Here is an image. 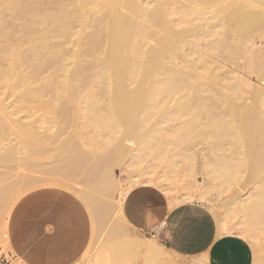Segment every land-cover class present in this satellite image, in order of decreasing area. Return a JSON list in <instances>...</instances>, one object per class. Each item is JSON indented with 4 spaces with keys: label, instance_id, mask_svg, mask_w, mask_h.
Returning <instances> with one entry per match:
<instances>
[{
    "label": "bare ground",
    "instance_id": "6f19581e",
    "mask_svg": "<svg viewBox=\"0 0 264 264\" xmlns=\"http://www.w3.org/2000/svg\"><path fill=\"white\" fill-rule=\"evenodd\" d=\"M38 1L34 0L33 2H36L38 4L37 6H40L41 9L37 8L35 4H32L33 6L30 5L29 7V2V4H27L28 6L25 7L26 5L24 6L23 2H26V0H1L0 22L3 19V13L5 11V13H8L7 11L10 12V9H12V12L14 11L12 16L16 13L17 18L36 12L37 14H40V18L48 21L45 19L47 17L46 12L51 14L50 11L53 7L50 8V5L52 6L53 3L49 4L48 2L46 6L43 4L44 2L46 4V0H44L43 3L42 0ZM217 1L220 0H187L186 3L188 2V6L185 4V6H187L185 8L186 11H184L185 9H182V14L184 16L185 12V15L190 18L192 16L193 20H200L204 16L203 8L210 4H214ZM227 1L228 3L224 5L216 14L220 16L223 11L222 14H227L232 18V20H239L236 32L230 27L233 32L237 33L241 37L243 35L244 37L249 36L252 32L258 33L259 31H264V13L261 10L262 8L260 9L261 6L264 7V0ZM108 2H110L112 9L109 11H99L101 7L93 4V2L88 0H78V5H76L77 10L74 9L72 10L74 12H70L66 10V6L64 8V5L62 4L59 10V5L57 4L58 6H56L54 1L55 10H53V12L55 11L56 13H52L53 17L54 15L56 19H58L57 16L62 19L79 17L82 19V25H80L81 28L85 30L86 26L89 25L92 28L91 31L93 30L90 34L83 33L81 42L82 48H80L81 45L79 47L80 49L77 48L79 50H76V58L79 59L82 55H88V59H90V53L92 54L94 48H100V45H104V48L107 50L109 55L107 59L100 64H92L91 66L89 65V68H83L84 70L89 69L87 71L89 73L86 72L87 74L84 77H81L80 80L79 77L81 75L78 76V72L80 66H85L83 61H86L87 56H84L85 59H83V61V57H81V61L78 60L81 63L76 60V63L78 62V64L73 67H69V65L65 66L64 64L67 62L66 60L63 61V56L66 58L65 55L61 54L60 50L57 49L55 53L58 56L55 54L56 56H53L55 59L50 61L48 60L47 64L60 72H62L61 68L64 67L63 70H65L64 73H66V81L65 83H63L64 81L61 82V85L66 84V86L64 89L63 86L59 87L58 84V87L63 92L66 90V93L62 92L61 95L60 90L58 89L57 93L54 92L55 95L53 98L51 97L50 100L47 99L44 101L42 97V95L44 96L45 90L48 92V88L45 87V90H43V88L40 89L41 87H38V90L37 87H35L38 91L35 89V92H32V90L25 88L26 81L21 76V73H23L22 68L26 64H31L32 62H35L36 64H39V62L41 63L42 58L39 55V51L42 50L41 52L44 51V53H48L47 50L45 52V50L41 49V47L38 49V46L34 44L35 37H33V35L36 36V30L34 27H32V29L35 31H33L30 26H27V29L24 28L26 30H24L23 39H20L21 41H19L20 43L22 42V44L26 42L30 43L32 46L29 50H21L20 45L22 46V44L18 41L13 39L8 41V39L12 38L13 34L18 31L17 29H20H15L16 25H11L10 28L0 32V34H7L5 35L8 41L6 43H10L0 45V57L3 59L2 64L4 65L3 67L0 66V80L4 83L6 80L16 78V84L10 88L18 86L16 88L20 89V91L21 88L19 87L24 88L23 92H20V95L23 96L24 102L28 104L38 103L36 107H40V105L43 107L45 105V108H49L48 110L50 115L45 114L43 118L40 117V125L46 123L48 116L53 120H51L52 122L50 120L49 121L51 123L55 122L57 125L60 120L64 121V129L63 127H60L61 129L59 128L57 130V134L54 133L52 135L51 133L52 136H46L47 133L45 135H39L37 130L28 124L18 122L16 120L14 121L12 117L11 120L10 113H8L10 116L6 114V118L9 117L7 120H10V124H6L3 115L0 116V146L8 135H12V137L16 140L14 144L9 145L0 151V166L4 168H8L7 166H10V168L13 167V169L16 167L26 166L35 170H44L46 173L50 174H59L66 180H73L80 176L83 177L81 179H83L82 182L87 190L82 193L80 192V198L87 206L91 214L93 236L86 253L82 257V260L88 257L95 239L105 228L104 240L100 250L97 256L90 260L88 264H175L165 255V248H163L162 245L158 244L155 239L145 241L142 236L137 234L138 232H135L136 230L132 229L128 225L126 220H124L121 215L122 202L127 193L134 187L144 184L157 186L161 190L167 192L168 197L176 202H181L182 199L187 202L202 200V195H200L201 197L198 195V197L201 198L199 199L194 197V194L188 196L186 195L182 198L181 196H178L180 199L174 197L168 183L164 180L146 176L142 173V171L140 172V166L151 159L156 160L158 163L169 168V175L177 173L176 171L179 168L177 165L182 163L186 167V171L184 173L187 179L190 181L193 180L194 182L196 177L199 174H202L206 177L207 181L211 183L212 189L218 191L230 189L232 191L233 187L239 185L242 178L240 173L243 168H246L249 172L251 171V173L256 174L255 178L258 176V180L261 182H258L259 184L256 183L257 187L253 190V192L255 191L254 193H256V195L254 194L255 197L250 201L248 208H245L243 203L239 204L240 207L242 206L245 210H247L246 212L248 213L249 223L248 231L251 233L255 229V233L256 228L255 226L253 227V224L255 222L259 223L260 221L262 223L264 220V113L259 115L257 112H260L261 108L256 112L255 110L257 109H254L255 106H253V109L250 108L249 104L251 103L246 105L249 107H246L245 109L243 108L245 105H243L242 99L251 89L250 85L243 81L237 83L235 82V84L232 83V86L230 85L229 89L226 87V90H229L230 92L222 94V97L210 98L209 96L205 98L202 93L205 91L210 92L209 85L201 82V79L198 81V76L194 78V73L198 75L199 68H201V66H204L202 68L203 70L206 69V56L209 52H214L213 49L221 47L219 46L220 42L218 41V38H216L217 40L211 42L210 45L208 42L207 46L209 45V47L207 49L205 48V50L202 48L203 46L201 47L200 45V41L204 38L207 39L208 35L210 40L211 37H214L215 35L218 37L216 32L213 33L214 36L212 34V36L210 35L211 32H206L207 34H205V31L203 32V27L201 28L198 24L192 23V19L189 20L190 18L185 16V18H188L184 19L188 22V26L182 30L180 29L179 31L175 30V26L172 24V21L168 20L169 7L165 3H158L155 7L149 10L140 4L139 0H109ZM41 4L45 7H42ZM64 4H66V2H64ZM200 4L202 6H200ZM13 8L15 10H13ZM45 8L49 9L46 10ZM94 11H99L100 16L97 20H91L92 23H86V18L90 13L91 15L94 14ZM171 11L170 13L172 14ZM43 13H45V16H43ZM214 15L212 17H215ZM224 16L226 15H223L222 17ZM79 18L78 20L81 21ZM133 18H138L141 22L146 24L152 23L151 25H156L155 27H159L160 30L162 29L161 33L163 34L166 31V36L160 40V48H152L153 51L150 49L151 52L147 55V52L144 50V44H146V33L144 35L143 28L137 23L129 22V20ZM47 19H49L48 22L51 23V18L47 17ZM40 22L45 24L42 20ZM220 25H223L224 27V23ZM62 26H65L64 30H66L68 24L67 26L64 24ZM213 27L210 28V31H212L211 29H213ZM221 29L222 27L218 29V31ZM60 30H63V28ZM218 31L217 33L220 35L221 32L219 31V33ZM44 32L48 35L47 31H43L42 37L46 36ZM66 32H64V35L69 34ZM151 34L152 33L148 34L149 38L151 37ZM240 36L235 38L238 39ZM45 38L47 39V37ZM98 38L100 40L102 39L103 42L99 41ZM43 39L44 38H42L41 41ZM95 39H97L96 42ZM234 39H230V43H232V41L234 43L237 41L235 45L233 43L232 45L235 46V49L238 51V49L240 50L242 47L240 45V41H242L243 38H240V41L237 39L234 41ZM247 39L245 40L249 41L251 38ZM12 40L15 42L12 43ZM244 43L246 42L244 41ZM243 45L245 46V44ZM34 46L37 48H34ZM46 46L48 51L56 49L54 44ZM57 47L60 46L58 45ZM34 49H36L39 54H36ZM179 49L184 50L185 53L180 52ZM245 49L241 52L245 53ZM50 53L51 52H49V54ZM179 53L182 54L180 55ZM249 53L250 52H248V54ZM256 53H252V57L254 55H256V57L260 56ZM178 54L182 58L181 59L179 57V60L185 63L186 68L183 67L184 70L176 72L175 68L172 69L173 65H170L169 61L170 59H177L176 56H178ZM38 56H40L41 59ZM169 56H171L170 59L168 58ZM235 56L232 58H235ZM252 57L249 61L245 58L243 61L247 59L246 61H248V64L247 62L244 63L249 66L247 68H251L250 71L256 66L258 72L255 73L264 78V63H260L264 58H260L259 60L258 57V61H260L258 62L254 58L255 56L253 58ZM36 58L37 60L38 58L40 59L38 63ZM168 59L169 64L166 66L167 62H164ZM43 61L44 60H42V62ZM44 64L42 65L43 67L40 64L39 66L35 65V67L38 68L41 66L44 68ZM73 64H71V66ZM45 68L48 67L45 65ZM208 70L210 71V69ZM208 70L206 71L207 73L204 72L205 70H201L204 72H201V74H203V76L207 75L206 77L211 80V82H214V80L216 81L222 77H218V75L216 77L215 74L218 70L216 73L213 70L214 75L210 74ZM100 71L101 73L105 72L106 75L105 73L101 74ZM161 74L163 75L161 76ZM102 75H104V78L107 76V80H102ZM33 77H37V74H34ZM136 77L139 78V80L133 86L131 81ZM193 78L195 81L192 83L190 81ZM26 80L29 84L30 81L28 82V78H26ZM49 81L50 80H48V82ZM104 81L105 83L107 81L108 88L106 87L107 89H104L106 94L104 91L101 92L104 93V98L107 96V102L104 99L101 100L98 98L100 95L102 96V93L100 94L99 92L98 94V90H96V93V91L92 88L93 85L95 86L94 89L97 88L99 82L102 83ZM90 82H92V86L89 84ZM3 83L1 84L4 85ZM87 83L88 85H86ZM147 83H149V86H146ZM84 85L87 86V89L90 85V88L87 92L85 91L86 93L84 94V96H87L84 97L87 104L85 102L84 105L81 104L83 107L86 105V109H83V107V110L78 108V110L86 111V114H83L84 117L81 115L82 112L79 114L82 118H84V122H81L83 124H80V128H84L85 126L84 130L86 129V133L87 129H91L90 131L88 130L89 132H94L95 130L96 136H90L92 140L89 139L90 142L88 141L87 144L82 143L84 142L82 140H85V136H83L84 134L82 133L83 137L80 141V138L73 137L70 134L69 138L65 140L62 139V141L60 135L64 133L63 130L66 129L65 127L74 126L79 123V115L77 111L74 112V107L76 108V106L80 103L79 99H81V97H78V92H81L82 90L84 92L86 89V86L84 87ZM82 87H84V89H82ZM191 91L193 93L189 96L188 94ZM244 91L248 92L245 93ZM249 95L250 92L246 96L249 97ZM248 97H245L244 100L246 99L247 101ZM251 97L249 100H251ZM97 98L102 102H100ZM254 99L257 101V104L255 105L260 106L264 103L263 98L258 93H256ZM103 101H105L106 104H103ZM239 101L242 102L241 105L239 104ZM240 106L244 110L242 108L240 109ZM236 107L243 110V113L237 115L232 114L237 110ZM260 113H262V110ZM0 114L2 113L0 112ZM172 122L179 123L178 129L172 130L171 127L168 126ZM55 123L52 125H55ZM62 123L63 122H61V124ZM163 124L165 125L163 126ZM112 127H114L113 129H120V127H123V131L120 130L122 133L120 132L118 137H104L103 133L106 132L105 134H107L109 131L111 132ZM48 134H50V132ZM58 134L60 135L58 136ZM81 134L79 133L77 135ZM99 134H102V138L100 139L99 137H101V135ZM103 137L107 140L104 141ZM199 138H205L204 140H207L208 143L211 142L212 150H217V152L213 151L218 154V157H215L214 153L211 152V156L213 155L217 158L216 162L212 159L208 160V162H202L203 164L200 166L201 168H198L194 156L190 153L194 143L197 142ZM58 139L61 141H57ZM123 141L124 143L125 141H132L135 144L134 149H130V147L127 148ZM102 145L106 148L104 151H102L103 149L101 150ZM220 147H225L224 150L226 149V151L223 149L221 151ZM22 151L25 152V155ZM127 162L133 164L132 169L127 171V174L124 173L127 176L123 181H117L113 170L121 169L124 164L125 167ZM202 170L204 174L202 173ZM251 175L252 174L247 177L250 178ZM252 177L251 180H253ZM9 178L10 174L0 172V214L3 212L7 213L17 198V196H14V186L12 184H7ZM243 182L241 183L243 184ZM33 183L34 180L32 178L26 179V182L24 183L25 188H30ZM58 185L60 184L58 183ZM103 197L110 198L111 201H105ZM206 198L203 203L201 201L202 204L205 202H207V204L210 203V200ZM218 230L219 232L224 231L220 225H218ZM259 230L261 231V229ZM252 234L253 232L251 235ZM257 259H254L252 264H263L258 262L259 260ZM190 264H204V262L202 259L197 258Z\"/></svg>",
    "mask_w": 264,
    "mask_h": 264
},
{
    "label": "rangeland",
    "instance_id": "374dc122",
    "mask_svg": "<svg viewBox=\"0 0 264 264\" xmlns=\"http://www.w3.org/2000/svg\"><path fill=\"white\" fill-rule=\"evenodd\" d=\"M33 1L32 0H26V2H23V4H24V6L26 5L25 7H27L28 6L27 4H29V3H30L29 7H30V5L33 6L34 4H35V6H37L38 4L36 2H33ZM36 1H38V0H36ZM43 1L44 0H42V3H43ZM54 1L56 3V6L59 5V7H58L59 10H60L61 4L64 5V8L66 6V10H68L70 12H74V11H72L74 9L77 10V6L76 5H78V0H46V4H45V2L43 3L46 6H47L48 2H49V4L53 3L52 6L50 5V8L53 7V9L51 11L48 10V11L51 12V14L52 13H56L55 11L53 12V10H55ZM88 1L93 2V4H96V5L100 6L101 9L99 11H102V10L109 11L110 9H112V6H111L110 2H108L109 0L108 1L107 0H88ZM186 1L187 0H139L140 4H142L143 6L146 7V9H149V10L152 9L153 7H155V5L158 4V3H165L169 7L168 8L169 9L168 20L172 21V24L175 26L174 29L177 30V31H179L180 29L182 30L183 28H186V26H188V22H186L184 19H188L190 17L186 16L185 12H184V16L188 17V18H185L183 16V14H182L183 10L188 6L187 5L188 2L186 3ZM0 2H1V0H0ZM64 2H66L67 5L64 4ZM38 3H39V1H38ZM227 3H228L227 0H220V1L215 2L214 4H210L208 6H205L203 8L204 16H203L202 19L193 20L192 16L189 19V20L192 19V21H191L192 23L198 24L201 28L203 27V32L205 31L204 32L205 34L211 32L210 35L211 34L213 35V33L216 32V34L218 35V37L216 35L215 36L213 35L214 37H211V40L208 37L209 36L208 35L207 36V39L209 38L208 40L204 38L205 40L203 39V40H201L202 42L200 41V45H201V47L203 46L202 48L204 50H205V48L207 49L209 47L211 42H213L214 40H217L216 38L219 39L218 40L220 42L219 46H221V47H219L220 49L219 48L213 49L214 52L211 51V53H210L209 52L210 50L208 51L209 54L206 56V62H205L206 65L204 64L205 68H206V69H204L205 71L202 69L204 66H201V68H199L200 74H199V72H198V75L196 73H194L195 74L194 78H196L198 76L197 77L198 81L201 79L202 80L201 82L207 83L209 85L210 92L209 91H205V92L202 93V95L205 98H207L209 96H210V98L211 97H214V98L222 97V94H226V93L230 92L229 90L227 91L226 89L227 88L229 89L230 85L232 86V83L235 84V82L237 83V82H241V81H243L245 83L247 82V84L250 85L251 89L249 90V92H250L249 97L246 96L247 94H249V92L248 91H246V92L244 91L245 93L248 92L247 94L244 93L245 97H248V98H247V101H246V99L244 100L245 97L244 96H243L244 98L242 97L243 98L242 99L243 100V105H245V107H243V108L245 109L246 107L250 106V108L253 109L254 108L253 106H255L254 109H257V110H255L256 112L259 111V109L261 108L260 112L262 110V113L257 112L260 115V114L264 113V109H263L264 108V103L262 104L263 106L262 105H260V106L259 105H255V104H257L256 103L257 101L254 98L256 96V93H258V94H260V96L264 100V78L262 76L256 74L258 72L256 66H255V68H253L250 71L251 68H247V67H249V66H247V64H248L249 59H251V57L253 55L252 53H256L257 52L258 55H260V56H258L259 60H260V58L261 59L264 58V31H259L258 33L252 32L255 35L251 33L249 36H244V37H243V35L241 37L240 35L235 33L236 29L238 27V23H239L238 21L239 20L238 19H236V21H234V19L232 20V18L230 16H228L227 14H222L223 11L221 12V15L222 16L226 15L224 17H222L221 15L219 16V15L216 14ZM185 4L187 6H185ZM44 5H42V7ZM200 6H202V5L200 4ZM37 8L41 9L40 6L39 7L37 6ZM70 8H73V9H70ZM45 9L47 10L49 8H45ZM260 9L264 13V7L261 6ZM13 10H15V9L13 8ZM171 10H173V11H171ZM99 11L98 12L94 11V14H92V15L90 13L89 16L86 18V23L89 24V23H92L91 20H94V19L97 20L98 17L100 16V12ZM170 11L172 12V14L170 13ZM184 11H186V9ZM5 12L3 13V16H2L3 19L0 22V32L2 30H6V29L10 28L11 25H14V26L16 25L15 29L20 28V29H17L18 31L15 32V34H13L12 38L8 37L9 38L8 41H10V39H13V40L18 41V42L21 41L23 39V36H24V32H25L24 30L27 29L26 27L30 26L31 29H32V27H34V29L36 30V36H38L40 34L38 37L33 35V37H35V39H36V40L34 39V41H35L34 44L38 46V49L41 47V49H44L45 52H46V50L48 52V53H44V51L41 52L42 50L40 49L41 51H39L40 52V54H39L38 51H36V49H34L36 51V54L38 53L41 56L42 60H44V61L47 60V61H45V64H44V61L42 62V60H41V63L44 64V68H42L43 64H41L40 62H39V64L42 67L40 66L38 68L35 67V65L39 66V64H36L35 62H32L31 63L32 65L31 64H26L25 65L26 67L24 66L22 68L23 69L22 70L23 73H21L22 74L21 76L26 81L25 82V88H27L28 90H32V92H35V89H36L35 87H37L38 90H39L40 87H41L40 89L43 88V90H45V87L48 88L47 89L48 92H46V90H45L46 94L44 92V96L42 95L44 101H46L47 99L50 100L51 97L53 98V96L55 95L54 92L57 93L58 89L60 90V94L62 95L63 91H61V89L59 87L63 86L64 89H65V86H66V84L65 85H61L62 84L61 82L64 81L63 83H65V81H66L65 80L66 73H64L65 70H63L64 67L61 68L62 72H60V71L54 69L53 67L48 66V64H47L48 60L50 61L52 59H55V57H53V56L56 54L55 52L57 51V49L60 50L61 54L65 55L66 58H64V56H63V61L66 60L67 62L64 63V64H65V66L69 65V67L75 66L76 64H78L79 61H81L80 60L81 57H83L82 58V61H83V59H85L84 56L85 57L87 56L86 57V61L85 60L83 61V64H85V66L84 65H82V67L80 66V69H79V72H78V76H80V75L81 76L79 77V79L81 77H84L87 73H89V72H87L89 69L88 70L87 69L84 70L86 67L89 68L92 64H100L101 62L106 60L108 55H109L107 50H105L104 45L103 46L100 45L101 46L100 48L99 47L98 48H94L92 54L90 53V55H91V56H89L90 59H88V55H84V56L82 55V56L79 57V59L76 58L77 56H75L76 55L75 53H77V51L80 48H82V43L81 42H82V38H83V33L90 34L93 31V30L91 31L92 28L89 25L86 26L85 30L83 28H81L80 25H82V19L79 18V17H73V18H70V19H67V18L66 19H62V18H59L57 16V18L59 19V21H58V19L55 18V15L53 17V14L51 15L49 12H46L47 17L51 18V23H50V22H48L49 19H47V17L45 19L48 20V21H45L42 18H40L39 17L40 14H37L36 12H33L31 14H26L25 13L26 15L20 16V17L18 16L19 18H17L16 13H14V16H12V14L14 12V11L12 12V9H10V12L7 11L8 13H5ZM181 14H182V16H181ZM187 15H189V14H187ZM213 15L215 17H212ZM36 16L39 17L42 21H44L45 24H43V22H40L41 20L39 18H37ZM43 16H45V13H43ZM218 16L220 17V21H219V17ZM182 17H184V18H182ZM78 18L81 19V21L78 20ZM208 19H210V20H208ZM222 20H224V21H222ZM61 22H62V24H61ZM66 22H68V23H66ZM129 22L137 23L139 26H141L143 28L144 35L146 33V36H145L146 37V44H144V50L147 52V55L150 54V52H151L150 49H152V48L153 49H158V48L161 47L160 46V43H161L160 40H162L163 37L166 36V34H165L166 31L164 29L163 30L165 32L162 31V32H164V34H163V33H161L162 29L160 30L159 27H155L156 25L153 26V25H151L152 23H150V24L143 23L138 18L130 19ZM222 23H224V27H223V25H220ZM63 24L66 25V26L68 24V27H66V28L67 29L69 28L70 30L66 29L67 30V32H66V30H64L65 26L64 27L62 26ZM218 25H219V27H218ZM18 26H20V27H18ZM212 27H213V29H211L212 31H210V28H212ZM221 27H222V29H221L222 31L219 30L221 32L220 33L218 31V29H220ZM230 27L235 32H233V30ZM24 28H26V29H24ZM62 28H63L64 31L60 30ZM35 30H33V31H35ZM41 30L48 32V35L46 34V32H44L46 34L45 37H47V39L45 37H42L43 31H41ZM217 31L220 33V35L217 33ZM230 31H231V34H230ZM39 32H41V33H39ZM64 32L69 33V34L64 35L65 34ZM260 32H262V33H260ZM150 33H152L153 35L151 34L150 35L151 37L149 38L148 34H150ZM5 35H7V34L6 33L0 34V45H2V44H4V45L10 44V43H6L8 41H7V37ZM15 35H16V37H15ZM232 35H233V37H232ZM154 36H156V37H154ZM237 36H240V37H238V39H237V38H235ZM42 38H44L45 41H44V39L41 41ZM240 38L241 39L243 38L242 41H240L241 40ZM247 38H251V39L249 41H247L248 40ZM230 39L231 40L234 39V41L237 39L238 41L241 42V44H240V42H239V44L242 47L244 46L243 44H245V46L243 48L241 47V49L240 50L238 49V51H237V49H235L236 47L232 45V43L235 45L237 41H235V43L233 41H232V43H230L231 42ZM245 39H247V40H245ZM13 40H12V43L15 42ZM38 40H40V41H38ZM98 40L102 41V39L100 40L99 38H98ZM96 41H97V39H95V42ZM224 41H226V42H224ZM244 41L246 43H244ZM18 42H16V43H18ZM208 42H209V45L207 46ZM16 43H14V44H16ZM20 44H22V42ZM52 44H54L56 49L55 50L51 49V51L50 50L48 51L46 45L50 46ZM152 44L154 45V47H153ZM229 44H231V45H229ZM58 45L60 47H57ZM80 45H81V47H80ZM31 46L32 45L30 43L26 42V43H23L22 46L20 45V49L21 50H29L31 48ZM222 47H224V48H222ZM34 48H37V47L34 46ZM59 48H61V49H59ZM77 48H79V49H77ZM228 48H230V49H228ZM153 49H152V51H153ZM244 49L246 50V52L245 53L241 52ZM232 50H233V52H232ZM179 51L182 52V53L184 52V50H181V49H179ZM247 51L250 52V53L252 52L251 53L252 55L250 53L248 54ZM49 52H51L50 53L51 56H50ZM179 54H178V56H176L177 59H170L171 56H169L168 58L170 59V61L168 59V60H166L164 62V63L167 62L166 66L170 62V65H173L172 69L175 68L176 72L184 70L183 67L186 68L185 63L179 60V57L181 58V56H180L181 54L180 55ZM235 54H236V56H235ZM244 54H245V56H244ZM40 56H38V57L40 58ZM234 56H235V58H232ZM254 56L253 57L256 59V61H258V57H256V55H254ZM72 57H73V59L75 61L72 59ZM39 58H38V60L36 58L37 63L41 59V58L40 59ZM245 58H247L248 61H246L247 59L245 61H243ZM2 60L3 59L0 57L1 64L3 63ZM76 60L77 61L79 60V61L76 63ZM71 61H74V62H71ZM244 62L245 63L247 62V64H245ZM258 62H260V61H258ZM79 63H81V62H79ZM260 63H264V59ZM1 64H0V66L3 67L4 65L3 64L1 65ZM71 64H73V65L71 66ZM45 65L48 68H45ZM259 65H261V64H259ZM257 67H258V65H257ZM175 69H174V71H175ZM208 69H210V71ZM201 70L204 71L205 73H207L206 71L208 70V72L210 74H212V75H214V73H213L214 71L216 73V71L218 70L219 72L217 71V73L215 74L216 77H217V75H218V77H220V76H222V77H220L218 79L219 81L218 80H216V81L214 80V82H211V80H209L206 77L207 75L203 76V74H201V72H202ZM204 72H202V73H204ZM251 72L252 73L254 72V73L252 74ZM100 73H101V71H100ZM104 73H101V74H104ZM219 73H220V75H219ZM34 74H37V77L34 78L33 77ZM97 74H99V73H97ZM101 74H99V75H101ZM105 75H106V73H105ZM162 75L163 74H161V76ZM102 76H103L102 80H104V79L107 80V76L105 78H104V75H102ZM208 76H209V74H208ZM26 78H28V82L30 81L29 84L31 86L27 83ZM194 78L190 82L193 83L195 81ZM48 80H50V81L48 82ZM138 80H139V78H137V77L132 79V81H131L132 85L134 86ZM15 82H16V78H12V80H10V79L6 80V82H4V83L2 82V80H0V84L1 83L4 84V85H2V84L0 85V107L2 108V110L0 108V112L2 113V114H0V116H2V115L4 116L6 124H10V120H7L9 117L6 118V116L9 115L8 113H10L11 114V116L9 115L10 119L12 117V119L14 121L16 120L18 122H22V123L28 124L29 126L33 127L35 130H37V133H39V135L40 134L45 135L47 133L46 136L47 135L52 136L54 133L55 134L58 133L57 130L60 127H63V129H64V125H63L64 121L60 120V122H58L60 125L59 124L57 125V123H55V122H54L55 125H52L54 123H51L53 120L49 116L47 118L46 123L40 125L39 124L40 117L43 118L45 114L46 115H50L49 110H48L49 108H45L44 107L45 105L43 107H42V105H40V107H36V105L38 103L37 104H35V103L28 104V103L24 102L23 96L20 95L21 94L20 92H23L24 88L19 87V88H21V91H20V89L16 88L18 86H16V87L14 86V87L10 88L11 86L16 84ZM91 83L92 82H90L89 84L92 86ZM100 83L101 82H99V84H98L99 87L97 86L98 89L97 88L94 89V87H95L94 85L92 86V88H93L94 91L98 90V94H99V92H100V94L102 93V96L100 95V97L97 96L98 94L96 95L98 98H100L101 100L104 99L106 101L107 96L104 98L103 94L106 92V91H104V89L108 88L107 81H106V83H105V81L102 82L101 84ZM58 84H59V87H58ZM27 85L29 86V88H28ZM86 85H88V83ZM86 85H84V87ZM90 85L88 86V89L90 88ZM146 86H149V83H147ZM84 87H82V89H84ZM88 89H87V86H86V89L84 90V92H83V90L81 92L80 91L78 92L79 93L78 97L79 98L81 97V99H79L80 103L78 102L80 106L77 105L76 108L74 107V112L77 111L78 115L82 112L81 115L83 116V114L86 112L85 110L84 111L78 110V108L82 109V107H83L82 105H84V102H85V98L84 97L86 96V95L84 96V94L87 92ZM101 91H104V93L101 92ZM58 93H59V91H58ZM96 93H97V91H96ZM191 93H193V92L192 91L189 92L188 95L190 96ZM251 94H253V95H251ZM250 97H251V100H249ZM83 98H84V100H83ZM81 101H82V103H81ZM105 101H103V104H106ZM241 101H239L240 103L239 102H237V103H239L241 105V103H242ZM100 102H102V101H100ZM248 103H251V104H249V106H246V105H248ZM251 105H252V107H251ZM85 106L83 107V109H86ZM35 108H37V109H35ZM236 108H237V110L234 111L235 113L231 112L232 114H236L237 115V114H242L243 113L244 109L241 106L239 108L240 109L242 108L243 110L238 109V107H236ZM231 113H229V114H231ZM257 113H255V114L258 115ZM49 120L50 121L52 120V121L50 122ZM55 120H57V119H55ZM58 121H59V119H58ZM78 121H79V123H77L74 126L65 127L67 130L66 129L63 130V132H64V133L62 132L63 134H61V135L58 134V136L60 135L61 140L62 139L65 140V139L69 138L70 135H72L73 137L80 138L79 139V141H80L82 139V137L85 136V138H84L85 140H82V141H84L82 143H84V144L86 143L87 144L88 141L90 142L89 139L92 140V138H90V136H92V135H93V137L96 136L95 130H94V132H92V131L89 132L91 129H87V133L89 132L87 134L86 133V129L84 130L85 126H84V128L83 127L80 128L81 127L80 124H83L81 122H84V118H82L80 115H79ZM61 122H63V123L61 124ZM164 125L165 124H163V126ZM168 126H170L172 130H176L179 127V123L178 122H172ZM113 128L114 127H112L111 132L109 131L110 130L109 129L108 130L109 132L107 134H105L106 132L103 133V136L106 137V138L108 136L118 137L120 135V132H121L120 130L123 131V129H122L123 127H120V129H113ZM79 129H80V131H79ZM49 132H50V134H48ZM75 132L77 134H79V133L81 134L82 133L84 135L83 136H82V134L81 135H77ZM51 133H52V135H51ZM72 133H75V134H72ZM99 135H101V137H99V139L102 138V134H99ZM104 137H103V139H104ZM106 138L104 139V141L107 140ZM204 139L199 138L198 141L194 143L192 149L190 150V153H192V155L194 156V158H195V160L197 162L198 168H201L200 166H202V164L204 162H208V160H210V159L214 160L215 162L217 160V158H215V157L218 154L214 153L215 149H213L214 151L212 150V143L211 142L208 143L207 140H204ZM61 140L58 139L57 141H61ZM15 141L16 140L14 139V137H12V135L11 136L8 135L5 138V140L2 143V145L0 146V151L3 150L4 148L8 147L9 145L14 144ZM123 143H124V141H123ZM124 144L126 145L127 148L130 147V149L131 148L134 149V145L135 144L132 141H125ZM224 146H226V145H224ZM221 147H220L221 151H222V149L224 150L225 147L224 148H221ZM84 149H85V147H84ZM104 149H106V148H104L103 145H102L101 146V150L104 151ZM218 151H219V149H218ZM224 151H226V149ZM211 152L214 153L215 157L213 155H212L213 157L211 156ZM215 152H217V150ZM22 153L25 155L24 151H22ZM99 153H102V152H99ZM212 160H211V162L213 163ZM124 165H123V167H121V169H114L113 170L114 176L117 179V181H120V180L123 181L126 178V176H127L126 174L128 173L127 171L132 169V165L133 164H131L130 162H127L125 167H124ZM177 166H179V168L177 167L178 169L176 168L177 169V171H176L177 173L169 175V170H168L169 168H167L163 164L158 163L156 160L151 159V160L146 161L145 163H143L140 166L139 170H140V172L142 171V173H144L146 176H150V177H153V178H158V179L164 180L166 183H168L171 191L174 194V197H177L179 199H180V197H178V196H181V198H182V197H185L186 195L188 196V195H193L194 194L193 195L194 197L199 198V197H201L200 195H202V197H201L202 200L201 201L203 203L204 199L207 197L210 200V203L208 202L209 204H207V202H205L206 204L204 203L203 205L206 206L212 212V214L214 215V217H215V219L217 221V224L220 225L223 228L224 231H221V232L222 233H226V234H236V235H239V236H242L243 238H245L250 243V245H251V247L253 249L254 259L258 258L257 259V260H259L258 262H261V263L264 264V228H263L264 220L262 221V223H261V221L259 223L255 222L258 225H256L255 223H254L255 225L253 224V227L255 226L256 231L254 233L255 229L253 228L254 229L252 231L253 234L251 235L252 232L250 233L248 231V224H249L248 223V215H247L248 213L246 212L247 210H245L246 207L247 208L249 207V203L252 200V198L255 197L254 194L256 195V193H254L255 191L253 192V190L256 189V187H257L256 183H258V182L260 183L261 182L260 180H258V176H257V178H255L256 174L251 173V171L249 172V170H247L246 168H243L240 174L242 176L241 182H243V181L245 182L247 180L245 182V184H244V182H243V184L240 182L241 184L239 183V185H237L236 187H233L234 189L232 188V191H231V189L230 190L218 191V190L212 189L211 183H209L207 181V179H206V177H204V175L199 174L196 177V180L193 182V180L190 181L185 176V173H184L186 171L185 165L182 164V163H179ZM7 167L8 168H4V167L0 166V172L10 174V178H9L7 184H12L14 186V196H17V198H16V200L14 201L13 205L11 206V208L9 209V211L7 213L3 212L2 214H0V264H20L16 259H14L12 257H8L7 255L4 254V244H3V240H4V237H5L6 220L8 218V215H9L10 211L12 210V208H14L15 204L23 196H25L27 193H29V192H31L33 190H36L38 188L49 187V188L60 189V190H64V191L70 192L71 194L77 196L78 198H80V192L81 193L85 192L87 189H85L86 187H85V185L82 182L83 181V179H81V178H83L82 176L77 177V178H75L73 180H66L59 174H50V173H46V171H44V170H35V169H32L30 167H26V166H24V167H16L14 169H13V167L10 168V166H7ZM124 173H126V174H124ZM202 173H203V170H202ZM249 173L252 174L251 177L253 176L252 177L253 180H251V177L250 178L247 177V176H250ZM28 178H32L34 180V183L32 184V186L30 188L27 189V188H25L24 183L26 182V179H28ZM78 178H80V179H78ZM250 182H252V183H250ZM254 182H255V184H254ZM58 183L60 185H58ZM165 193L167 194V192H165ZM198 195H199V197H198ZM177 198H174V199H177ZM201 198H199V199H201ZM103 199L105 201H111V199L107 198V197H103ZM182 201H183V199H182ZM201 201L198 200L196 202L201 203ZM242 203H243V206H245V208L242 207V206L240 207L239 204H242ZM259 229H261V231ZM135 232L136 233L138 232L137 234L142 236L145 241H148L150 239H155L153 236H151L149 234H145V233L140 232V231H135ZM104 235H105V228L100 232V234L95 239L93 247H92V249L90 250V252L88 254V257L86 259H84V260L81 259L80 262L78 261L76 264H88L90 260H92L93 258H95L97 256V254H98V252L100 250V247H101V245L103 243ZM155 241L159 244L158 240L155 239ZM164 253L175 264H190L192 261L197 259V258L180 257V256H177L175 254H172L170 251H168L166 249H164ZM178 258H179V260H178ZM180 258H183V259H180ZM161 264H163V263H161Z\"/></svg>",
    "mask_w": 264,
    "mask_h": 264
},
{
    "label": "crops",
    "instance_id": "0c3cea01",
    "mask_svg": "<svg viewBox=\"0 0 264 264\" xmlns=\"http://www.w3.org/2000/svg\"><path fill=\"white\" fill-rule=\"evenodd\" d=\"M154 185L131 189L122 202L128 225L149 234L180 257L204 264H252L254 253L242 236L219 232L212 212L196 201L173 202ZM93 236L91 214L70 192L38 188L23 196L6 220L4 254L20 264H76Z\"/></svg>",
    "mask_w": 264,
    "mask_h": 264
}]
</instances>
